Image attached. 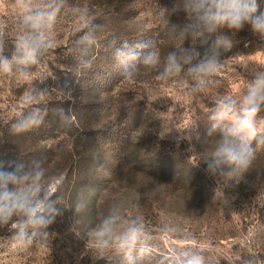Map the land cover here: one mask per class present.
I'll list each match as a JSON object with an SVG mask.
<instances>
[{
	"label": "rangeland",
	"instance_id": "obj_1",
	"mask_svg": "<svg viewBox=\"0 0 264 264\" xmlns=\"http://www.w3.org/2000/svg\"><path fill=\"white\" fill-rule=\"evenodd\" d=\"M174 2L69 0L70 5L88 8L90 19L101 25L91 56L92 68L74 73L73 48L81 34L80 24L65 8L51 33L54 48L32 69L28 80L0 77V160L6 169L18 163L30 166L39 161L36 153H46L57 138L67 137L68 127L57 129L51 120L26 133H12L11 124L26 110L22 97L32 87L70 91L72 99L64 101L70 106L81 100L97 104L95 111L103 129L102 141L90 139V146L86 142L85 148L74 149L73 166L72 162L64 163L61 156L48 162L47 168L41 161L47 173L59 181L66 172L77 173L80 179L64 184L58 193L62 215L50 226L46 242L21 246L13 242L7 228H0V264H124L114 251L97 252L83 239L122 202L124 219L143 223L150 237L151 252L137 264H158L161 257L175 250L201 251L209 245L211 251H204L207 264H240L243 257L264 256V174L258 178L256 173L264 169V145L257 148L253 171L245 180L236 187L223 190L221 186L216 194L218 185L202 163L217 139L215 134L206 133L212 109L225 98L241 99L252 67H264V40L247 25L229 33L230 49H221V60H225L221 69L193 94L192 81L184 73L169 80L158 79L167 53L192 45L191 38L184 41L178 32L171 33L162 20L159 5L171 8ZM19 15L15 0H0V30L8 37L6 55L12 51L11 41L20 34ZM170 23L182 26L186 23L184 14L172 15ZM112 40L117 46L124 40L130 44L152 40L161 63L155 69L142 68L135 79H123L112 61ZM196 47L203 54L207 46L197 42ZM94 84H102L100 94L92 89L85 98L75 97L80 87ZM109 88V93L103 92ZM57 100L63 101V97L53 92L43 102L47 115L54 114ZM257 131L264 135V123ZM138 141L142 148L134 153ZM223 191L229 200L227 207L222 204ZM90 192H97L91 218L89 203L82 211H75L78 198L82 195L88 201ZM169 226L178 231L167 233Z\"/></svg>",
	"mask_w": 264,
	"mask_h": 264
},
{
	"label": "clouds",
	"instance_id": "obj_2",
	"mask_svg": "<svg viewBox=\"0 0 264 264\" xmlns=\"http://www.w3.org/2000/svg\"><path fill=\"white\" fill-rule=\"evenodd\" d=\"M15 5L20 13V34L11 41L12 51L6 55L8 37L0 30V77L28 80L32 69L54 48L51 33L65 8L80 24L81 34L73 48L74 73L92 68L91 56L98 45L97 33L101 25L90 19L88 8L70 5L69 0H15ZM159 10L170 32H178L184 41L191 38L192 45H181L168 52L158 79L169 80L184 73L192 81L193 94L199 93L208 79L221 69L225 61L221 60V49H230L229 33L239 32L247 25L254 35L264 40V0H175L171 8L159 5ZM181 12L186 23L182 26L171 24L170 17ZM197 42L207 46L203 54L197 49ZM117 43L112 40L109 46L114 67L120 70L123 79H135L142 68L155 69L161 63L152 40L136 44L124 40L120 46ZM250 77L246 79V88L239 101L225 98L212 109L208 118L207 136L215 134L217 139L202 163L218 185L215 194L221 186L224 190L244 181L246 174L253 171L257 148L264 145V135L257 131L258 125L264 123V116L260 115L264 112V67L253 66ZM53 92L63 97V101L72 99L70 91L32 87L22 97L26 110L11 124L13 134H23L44 124L47 108L42 104ZM54 115L64 127L78 126V118L71 109L58 107ZM256 173L259 178L264 169ZM62 187V182L50 176L41 161H34L30 166L18 163L8 170L0 160V228H7L13 242L21 246H39L46 242L51 235L50 226L62 215L58 195ZM222 197V204L227 207L229 200L224 197V191ZM86 204L81 195L75 211H82ZM122 207L123 202L114 205L83 239L86 246L97 252L114 251L124 264H137L151 252L150 237L143 223L124 219ZM165 231L171 234L178 229L169 226ZM211 249L209 245L201 251L175 250L161 257L158 264H207L204 251ZM240 264H264V256H246Z\"/></svg>",
	"mask_w": 264,
	"mask_h": 264
},
{
	"label": "trees",
	"instance_id": "obj_3",
	"mask_svg": "<svg viewBox=\"0 0 264 264\" xmlns=\"http://www.w3.org/2000/svg\"><path fill=\"white\" fill-rule=\"evenodd\" d=\"M104 54V52H103ZM102 54V55H103ZM105 76V75H104ZM113 80V78H111ZM102 84H94L93 86H89V88H85V87H80L78 95H76L75 97L78 98L79 96L81 98H85L89 95H91V90L94 89L95 91H97L99 94L101 93L100 88L102 86H100ZM107 86V85H106ZM105 86H103L104 88ZM108 87V86H107ZM110 88L109 89H103V92H108L109 93ZM54 106L58 107H63L66 110L67 109H71L73 112H75L77 118H78V126H73L71 128H67L68 132H66L67 137L66 138H57L55 141V144H53L52 146H50L49 148L46 149V153H36L37 155V160L39 161H45L44 164H46V168L48 167V162L50 163L52 159H54V157H58L61 156V160H64V163H71L72 162V166L74 163V156H75V151L74 149L77 147H83L84 143H90V139L91 142H100L102 141V131L103 129H101L100 127V116L97 113V111H95V106H91L89 104V102L87 103L86 101H77L72 103V105L70 106V102H64V101H60L57 100L53 103ZM101 106H103L102 104H100ZM51 120L54 124L55 127H58L57 129H61V124L58 121V119L56 118V116L54 114H50L46 116L45 121H49ZM92 122L96 123L95 125H92ZM89 141V142H88ZM142 142H135L134 144V148L133 151L135 153L136 150L142 148ZM90 146V144H89ZM85 151V150H84ZM136 156V155H135ZM44 166V167H45ZM79 176L77 175V173H69L66 172L63 177L61 178V182L64 186V184L69 185L71 181L77 182V180H79ZM97 198V192H90L87 199L88 201H86L87 203H89V205L92 206V208H90V210H88V216L89 218H91L94 214L93 209L95 208V201ZM89 209V208H88Z\"/></svg>",
	"mask_w": 264,
	"mask_h": 264
}]
</instances>
